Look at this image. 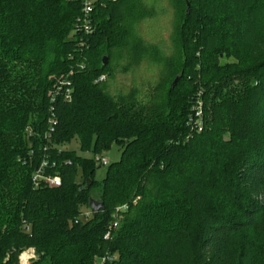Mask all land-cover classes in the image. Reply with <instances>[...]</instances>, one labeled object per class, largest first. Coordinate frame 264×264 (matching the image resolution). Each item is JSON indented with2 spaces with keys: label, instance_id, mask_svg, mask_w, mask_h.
<instances>
[{
  "label": "trees",
  "instance_id": "trees-1",
  "mask_svg": "<svg viewBox=\"0 0 264 264\" xmlns=\"http://www.w3.org/2000/svg\"><path fill=\"white\" fill-rule=\"evenodd\" d=\"M170 2L167 56L144 37L159 13L151 0H101L96 31L76 36L79 1L0 0V264H19L30 247L32 264H264V56L237 72L251 82L236 94L216 60L241 21L247 30L236 29L230 48L264 35V0ZM143 62L158 81L144 72L145 87L114 95L121 75ZM63 78L72 100L52 101ZM199 97L204 128L190 136ZM76 138L95 155L122 147L101 181L94 158L63 148ZM212 144L230 151L214 161L225 162L216 170L235 188L234 205L217 196L201 158ZM44 160V176H59L60 186L36 185ZM190 163L198 176L182 177ZM92 197L105 209L94 211ZM82 207L92 216L76 221Z\"/></svg>",
  "mask_w": 264,
  "mask_h": 264
},
{
  "label": "rangeland",
  "instance_id": "rangeland-1",
  "mask_svg": "<svg viewBox=\"0 0 264 264\" xmlns=\"http://www.w3.org/2000/svg\"><path fill=\"white\" fill-rule=\"evenodd\" d=\"M254 0H251L253 2ZM234 3V0H229V6ZM151 4L156 8L157 11H159L158 16L152 18L153 20H147L144 25V33L146 34V31H150L151 35L146 34L147 42L159 44L161 49H163V52L165 55L169 56L175 51L174 49V43H173V28H174V14L175 10L172 6L170 0H151ZM235 4V3H234ZM244 10V9H243ZM246 11V10H245ZM187 12H190V4L188 5ZM244 17L246 13L244 12ZM250 17V15H248ZM242 27H237L236 29H228L231 33H227L224 38L225 39V48H222L220 51V56L216 55V60L218 63V66H222L224 69L220 72L222 74L221 77H223L221 80L223 81L224 78L231 77L232 80V89L236 88V92L233 94L238 93V91H242L243 88H245L246 85L250 84L251 80L248 77H245L243 73L240 75L239 71L249 66L254 60L260 59L264 56V35H259V30L257 31L256 35H250L246 39H240L238 42H241L239 46L236 48H230L231 44L233 43V40L237 41L233 34L239 33L240 30H247V26L244 22H242ZM247 24V23H246ZM262 26V25H261ZM140 32V31H139ZM232 40V42H231ZM230 44V45H229ZM144 64L142 63L137 67H134L129 73L121 75V78H119L118 82L116 83V86L112 88V92L114 95H116L120 90L123 92H126L131 86L133 87L135 84L142 87H145L148 83L147 76L144 74V72H147V75L149 78L151 77L154 82H157V70L156 73L152 68H146L147 70H143ZM148 66V65H145ZM182 72L178 75L181 77ZM177 76V77H178ZM147 89H143L145 91ZM144 95H141V98H143ZM203 102V101H202ZM204 122V119H203ZM204 128V125H203ZM196 131L195 129H192V132L190 136H193ZM229 139V135L226 136V139ZM212 144L209 149L205 150L203 160L207 163V166H209L207 169L210 173V178H218L216 182L218 183L217 187V193L221 195L220 198L228 197L227 199L230 200L231 203H228V205H234L236 200L233 198L235 197V188L230 185V182L226 181L225 178H220V171H217V166L224 165V161L222 163H218L214 161L215 154L219 152V154L223 157V159H227L231 156L228 155L230 151L226 152L225 149H220L218 146H213ZM64 149L77 151L82 157L85 158H95L94 153V146L90 150H82L81 149V141L79 139H74L71 141V143L64 145ZM122 147L114 143L112 144V147L108 151H104V153H99V155L105 156L108 158L110 162L118 161L121 157ZM99 165V164H98ZM228 165V162H227ZM100 168L96 170V178L101 181L107 173V166H101ZM82 173L83 169L79 167L78 170V179L82 180ZM192 174V175H191ZM198 176V169H195V165L193 163H190L187 170L183 171L181 176ZM212 180V179H211ZM230 196V197H229ZM238 197L242 198L240 193L238 192ZM96 198V197H95ZM177 199V196H175ZM97 199V198H96ZM185 200V199H183ZM136 203V200L134 201ZM174 207V206H172ZM175 208V207H174ZM83 210H86V207H82ZM127 210V209H126ZM124 209V211H126ZM33 248V247H30ZM29 248H26L21 252L22 253L27 252ZM36 258L30 260V264L33 263L34 260L38 258L37 252H35ZM19 255V257H20ZM20 260V259H19ZM102 261L100 258L97 259L96 264H102Z\"/></svg>",
  "mask_w": 264,
  "mask_h": 264
},
{
  "label": "built area",
  "instance_id": "built-area-1",
  "mask_svg": "<svg viewBox=\"0 0 264 264\" xmlns=\"http://www.w3.org/2000/svg\"><path fill=\"white\" fill-rule=\"evenodd\" d=\"M69 2L79 1L81 7V15L78 17L76 22V29L74 31V35H78L81 33H85L86 35H92L96 31V27L94 25V20L96 19L97 14V6L101 0H67ZM79 45L82 48H86L90 45L89 41L86 38H82L79 42ZM106 78L105 75L100 77V80H104ZM71 81L69 79L63 78L60 79L55 86V90L51 93V100L55 101L59 96H63L65 100H72V88ZM203 102L199 97L196 100V105L193 107V111L195 112L192 116H190L189 124L191 128L201 132L203 130ZM53 118L51 119V123L54 124ZM95 161L97 164L101 166H108L110 161L107 157L96 154ZM48 165V161L44 160L42 167L36 173L34 180L37 186H40L41 183L48 185L49 187H58L61 185V178L59 176H44L43 167ZM122 210H126L127 206H123ZM92 210H82L80 215L77 217L76 221L87 220L92 216ZM36 249L29 248L27 252L22 253L19 257V264H30V260L36 258Z\"/></svg>",
  "mask_w": 264,
  "mask_h": 264
},
{
  "label": "water",
  "instance_id": "water-1",
  "mask_svg": "<svg viewBox=\"0 0 264 264\" xmlns=\"http://www.w3.org/2000/svg\"><path fill=\"white\" fill-rule=\"evenodd\" d=\"M108 60H109L108 56L103 57L104 65L107 64ZM178 80H179V76L175 79L174 84H176ZM79 186L81 187L82 185L80 184ZM89 205L94 211H100V210L105 209L104 202L100 201L99 199L93 198V197L90 199Z\"/></svg>",
  "mask_w": 264,
  "mask_h": 264
}]
</instances>
